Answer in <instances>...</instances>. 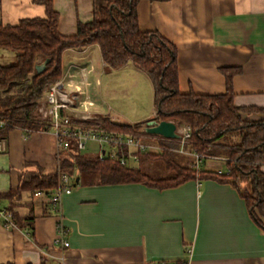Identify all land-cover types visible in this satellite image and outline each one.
Wrapping results in <instances>:
<instances>
[{"label":"crops","instance_id":"0c3cea01","mask_svg":"<svg viewBox=\"0 0 264 264\" xmlns=\"http://www.w3.org/2000/svg\"><path fill=\"white\" fill-rule=\"evenodd\" d=\"M106 2L52 0L60 13L59 30L65 35L75 33L78 22L97 18L96 8ZM136 7L141 29L156 30L176 45L180 91L225 93L222 70L240 68L233 78L234 104L264 108V0H140ZM40 16H46L40 0H0L2 25ZM63 53L62 72L70 65L87 67L85 93L91 99L93 94L101 96L100 103L92 99V106L101 107L110 122L131 126L157 116L152 80L132 61L110 69L97 44ZM136 78L151 85L152 108L127 116L104 106L105 96L112 97L119 87L128 92L129 87H122L137 85ZM242 117L260 118L247 112ZM6 138L8 149L0 153V194L17 188L23 176L58 171L56 139L49 128L26 132L15 127ZM163 141L167 140L159 139L154 145ZM64 151L82 153L74 145ZM190 151L179 156L195 167ZM206 158L223 163L210 166ZM206 158L200 170L228 171L224 156ZM140 166L149 171L157 168L155 161ZM261 168L264 171V164ZM66 171L75 181L61 203L71 245L63 248L55 242L59 213L41 199L31 200L35 189H25L11 211L3 212L10 201L0 198V264H155L163 259L178 264L185 259L186 248H193L189 264H264V230L229 183L192 178L159 189L138 182L101 184L87 180L76 167ZM8 221L13 225L6 226Z\"/></svg>","mask_w":264,"mask_h":264},{"label":"trees","instance_id":"16d2710c","mask_svg":"<svg viewBox=\"0 0 264 264\" xmlns=\"http://www.w3.org/2000/svg\"><path fill=\"white\" fill-rule=\"evenodd\" d=\"M45 4L46 16L22 19L15 25L0 23V48L14 51L12 64L0 62V117L9 125L0 129V137L16 126L38 131L48 129L37 120L35 110L49 87L62 75V58L66 49H84L97 44L110 69H119L132 61L144 70L153 83L154 107L157 120L177 119L191 126L188 148L206 156H224L227 172L196 170L180 163L174 148L177 143L161 142L159 153L148 152L141 162L156 161L164 166L162 172L144 167L121 164L110 158L99 159L96 153L64 151L59 160L62 170L76 167L87 180L101 184L138 182L156 188H171L192 178H212L233 185L248 205L255 222L264 230V108L234 104L233 78L240 68L223 69L226 92L221 94L183 93L179 90L178 49L158 31L141 29L137 4L140 0H107L98 6L97 18L78 22L77 31L65 35L59 30L60 13L52 0ZM154 1V0H151ZM45 62L42 71L36 66ZM247 112L259 115L257 120L242 117ZM112 128L130 129L131 126L113 124ZM58 171L37 172L21 177L15 189L0 194L9 204L3 212L11 211L13 201L25 189L52 192L58 185ZM248 185H244L245 183ZM40 264H47L42 261Z\"/></svg>","mask_w":264,"mask_h":264},{"label":"built area","instance_id":"2783aa9c","mask_svg":"<svg viewBox=\"0 0 264 264\" xmlns=\"http://www.w3.org/2000/svg\"><path fill=\"white\" fill-rule=\"evenodd\" d=\"M62 72L57 82L52 84L39 100L35 114L37 120L45 122V125L53 132L56 139V153L58 161L62 151L70 149L73 145L77 151H88L89 142L97 147L99 159L110 158L119 161L123 165L140 167L141 156L148 152H158L161 144L154 145L147 140L175 141L178 147L174 148L179 153L188 154V143L192 136L190 124L180 125L176 122V132L180 138L168 139L163 135L151 134L146 131L147 121L144 123L131 124L132 130L111 129L106 123L100 121L103 112L86 108L93 105L90 95L85 93L87 86V67L70 65ZM82 107H85L84 109ZM9 125L8 119L0 117V129ZM23 131L32 132L20 126ZM134 127H140L138 130ZM8 149L6 135L0 137V153ZM194 156L195 168L200 170L201 161L206 158L205 154L190 151ZM226 160V159H225ZM59 167V166H58ZM58 185L52 192L35 189L29 197L41 199L44 203L52 205L59 213L58 232L55 242L63 248L71 245L66 238L67 228L62 223L61 203L64 195L70 194L74 186V176L68 171L58 169ZM13 225L8 221L6 226ZM193 248H186L185 259L178 264H189ZM59 264H64L62 261ZM155 264H173L167 259L157 260Z\"/></svg>","mask_w":264,"mask_h":264},{"label":"rangeland","instance_id":"374dc122","mask_svg":"<svg viewBox=\"0 0 264 264\" xmlns=\"http://www.w3.org/2000/svg\"><path fill=\"white\" fill-rule=\"evenodd\" d=\"M15 56H16V54L14 51L12 52V51L7 50L5 48H0V62L1 63L12 64L15 61ZM136 79H138V78H136ZM122 82L126 85L125 79L122 80ZM114 87H116L115 84L113 85V88ZM118 87H119V85H118ZM128 87H129L128 92H124V91L119 90V88L121 89V87H119L118 90H116V92H114V95L112 97L105 96L104 100L107 102V104L104 103V106H106V107L111 106V108H113L114 111H120V114L127 115V116H132L133 113H137V112L143 113V112L148 111V109H150V107H151V97L153 95L151 85L149 83H147L145 79L139 78L137 85L134 84V86H133L131 84H128L127 86H123L122 88L126 90V88H128ZM94 98H96V99H94ZM92 99L95 103H100V100L101 101L103 100L99 94L98 95L93 94ZM82 108L84 109L85 107H82ZM86 108H89V109H92V110L98 111V112H103V109L101 107L97 106L96 104H95V106H90V107H86ZM150 111H152V110H150ZM106 115H108V114H101V116H100L101 117L100 121H102L103 123H106L108 120V118H106ZM174 121H176L178 123L180 122L177 119H174ZM180 123H181L180 125L186 124V123H182V122H180ZM106 124H108V123H106ZM108 127L112 129V127H110V126H108ZM139 128L140 127H134V130L135 129L138 130ZM125 130L130 131V130H132V128L125 129ZM156 141H157V139L156 140H150V139L147 140V142L152 143V144L157 143ZM160 141H162V140L160 139ZM164 142H167V141H164ZM178 146L179 145L177 143V147ZM88 147H89L88 151H82V152L83 153H97V147L94 145V143L89 142ZM177 153H179V152H177ZM181 154H183V153H181ZM185 155L188 156V154H185ZM178 159H179L180 163H182V164H185L186 163L185 161L188 162V158H184L182 156H178ZM206 161L208 162V165H210V166L223 163V162L218 161V160L217 161H214L212 159L207 160V158H206ZM155 164L157 166L155 172L160 174L163 170L162 167L164 165L161 164V162L159 163L156 161H155ZM201 165L203 166L205 164L203 163ZM93 181H96V180H93ZM248 184L249 183L246 182L244 185H248Z\"/></svg>","mask_w":264,"mask_h":264},{"label":"water","instance_id":"95a60500","mask_svg":"<svg viewBox=\"0 0 264 264\" xmlns=\"http://www.w3.org/2000/svg\"><path fill=\"white\" fill-rule=\"evenodd\" d=\"M45 66V62L37 65L36 68L42 71ZM147 121L146 131L151 134L163 135L168 139L180 138L181 135L176 132L177 124L174 120H157L156 118H150Z\"/></svg>","mask_w":264,"mask_h":264}]
</instances>
